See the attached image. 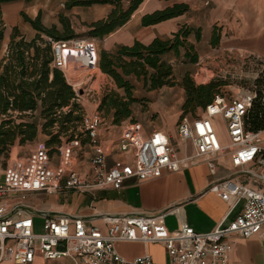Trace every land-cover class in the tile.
<instances>
[{"label": "built area", "instance_id": "built-area-1", "mask_svg": "<svg viewBox=\"0 0 264 264\" xmlns=\"http://www.w3.org/2000/svg\"><path fill=\"white\" fill-rule=\"evenodd\" d=\"M52 48V66L61 70L67 80L74 66L86 70L90 77L98 71L95 38L57 41ZM72 88L75 102L84 94L92 98L96 107L82 113L78 126L79 132L94 147V153L88 159L89 175L86 177L79 170H71L62 183H57L55 176L42 171L32 178L30 184L21 178L13 183L0 181V263L31 264L35 256H40L45 260L69 258L73 264H156L147 251L126 258L117 250L120 243L138 242L144 246L163 245L168 264H229L231 240L249 238L264 225V130L246 131L244 127V117L252 102L256 98L263 99L258 89L231 95L217 92L201 115L183 116L177 125V134L191 142V155L177 156L169 136L161 130H154L138 146L129 139H120L116 148L122 153H132L133 162L128 164L119 160L109 167L98 139L99 129L106 125L105 117L97 110L102 94L89 87L83 90L76 86ZM79 90L83 94H79ZM67 110L63 108V112ZM214 117L221 118L224 123L229 138L226 145L217 134ZM220 156L229 158L236 172L241 173V181L235 183L227 178L218 186H231V193L238 199L244 197L245 201L241 213L233 220L227 224L219 222L207 232H196L185 222L176 230H168L166 213L176 212L178 208L151 214L103 213L100 217L107 225L105 232L87 225L80 216H53L41 212V230L35 231L32 212L25 203L31 192H87L106 186L120 189L128 179L144 181L161 169L177 171L199 161L206 162L210 172L215 174V160ZM76 157L73 153L72 160L75 161ZM245 166L249 168L245 169ZM12 194L18 201L6 208L1 202Z\"/></svg>", "mask_w": 264, "mask_h": 264}, {"label": "crops", "instance_id": "crops-1", "mask_svg": "<svg viewBox=\"0 0 264 264\" xmlns=\"http://www.w3.org/2000/svg\"><path fill=\"white\" fill-rule=\"evenodd\" d=\"M14 2L18 3L19 7L25 3L21 0ZM176 3L187 4L188 10L152 25H142L141 18L144 14ZM182 26L192 28L187 41L193 45L198 61L187 63L190 67H182L173 53L166 54L165 59L174 67L173 73L175 69L178 72L177 82L187 72L191 75L196 71L194 74L197 75L202 69L199 67L201 62L219 55L232 53L264 59V0H143L125 24L102 39L101 47L111 51L118 45L131 44L134 40L148 43L155 37L164 39L177 32ZM197 31L199 39L196 38ZM212 37L218 39L217 44L210 43ZM98 71L104 77L108 88L115 89L112 79L99 69ZM174 85L168 88L172 89ZM98 87L99 91L100 85ZM164 99L159 101L161 105H164ZM183 101L184 89L180 85V97L171 108L181 107ZM87 108L89 110L86 112H90L96 107L90 105ZM110 120L109 117V125L101 127L98 132L100 149L105 154L109 167L119 160H125L128 164L133 162L132 153H122L116 148L120 139H129L138 146L154 130H161L169 136L177 156L183 157L193 153L191 142L179 138L177 128L165 131L155 126L146 130L139 121L132 122L126 119L117 129L118 125L112 124ZM216 131L221 142L224 145L228 144L226 130H218L216 125ZM42 136L39 130L36 147L23 165L20 167L8 165L0 168L1 182L13 183L21 178L26 184H30L32 178L42 171L55 176L57 183H62L71 170H79L88 177L90 172L88 159L94 153V147L88 138L64 143L54 154L47 153L45 140L39 139ZM73 153L77 155L75 161L72 160ZM215 166V174L210 172L204 161L189 164L177 171L161 169L144 181L128 179L120 189L106 186L87 192L76 190H60L55 193L31 192L26 197L25 203L32 212L35 231L41 230V212L53 216L61 214L80 216L85 219L87 225L95 226L105 232L107 225L100 217L103 213L151 214L178 208L176 212L166 213L165 225L168 230H176L182 222H185L196 232H207L219 222L227 224L233 220L241 213L245 201L244 197L238 199L231 193V186L226 188L218 186L219 182L227 178H231L235 183L241 181V173L236 172L229 158L222 156L216 158ZM244 168L247 169L249 166ZM16 201H18L17 196L12 194L5 197L1 204L9 208ZM117 250L126 258H133L147 251L156 264H168L166 249L161 244L144 246L138 242L120 243L117 245ZM229 251V264H264V225L249 238L232 239ZM31 264H73V262L69 258L45 260L35 256Z\"/></svg>", "mask_w": 264, "mask_h": 264}, {"label": "trees", "instance_id": "trees-1", "mask_svg": "<svg viewBox=\"0 0 264 264\" xmlns=\"http://www.w3.org/2000/svg\"><path fill=\"white\" fill-rule=\"evenodd\" d=\"M14 1L18 0H0V39L4 36L5 27L2 6ZM142 1L128 0L124 6L123 0H65V6L69 9L95 3L113 5L105 17L89 24L88 34L103 38L125 24ZM187 10V4L176 3L144 14L141 23L152 25ZM20 15L35 34L27 38L17 26H13L5 55L0 59V155L9 151L16 142L21 145L34 141L39 130L49 136L44 146L47 153H52L54 145L59 147L83 136L76 130L82 108L73 100L75 92L62 71L52 66L53 43L78 37H74L70 22L64 16L59 18L60 27L55 24L48 27L41 22L40 12L35 17L23 11ZM191 30L189 26H182L164 39L155 37L148 43L134 40L111 51L98 50V68L112 79L116 88L104 90L97 110L109 116L112 124L118 125L126 119L133 122L132 105L138 101L133 95L136 83H141V88L146 91L174 85L173 66L165 59L166 54L173 53L184 63L198 61L193 45L187 41ZM196 38L199 39L198 31ZM217 42L216 37L210 40L212 45ZM222 84L219 80L196 83L189 72L185 73L180 80L184 89L181 118L194 113L197 108L204 109ZM262 98H256L246 112V131L264 130V96ZM63 108L68 110L63 112ZM55 123L58 124L57 132L51 130ZM62 134L67 139L63 140Z\"/></svg>", "mask_w": 264, "mask_h": 264}, {"label": "rangeland", "instance_id": "rangeland-1", "mask_svg": "<svg viewBox=\"0 0 264 264\" xmlns=\"http://www.w3.org/2000/svg\"><path fill=\"white\" fill-rule=\"evenodd\" d=\"M45 1L46 0H31L29 2L23 3L21 7H19L18 3L15 2L3 4L2 12L5 27L4 36L2 39H0V59L5 55L7 43L9 41V36L13 26H17L20 32L27 38H31L35 34V31L32 29V27L23 21L20 15L21 11L25 12L30 17H35L37 13L40 12L41 22L48 27L53 24L60 27L61 25L59 18L60 16H64L70 22L74 37L95 38L88 34L89 24L92 21L105 17L113 8V5L110 4L95 3L89 6H74L68 9L65 6V0ZM122 4L124 6L127 5L128 0H123ZM103 38H95L98 45V50L102 49L101 46ZM73 51L76 52V50ZM177 61L182 67H190L187 62L184 63L179 59ZM208 61L205 60L200 63L199 67L202 69L198 71L199 73L196 75V77L194 76L196 71L190 75L194 82L205 83L212 80H219L223 84L219 87L217 92L231 95L238 92L242 93L248 90L258 89L260 95L262 97L264 96V86L262 85L264 84V59H258L248 55L238 56L229 53L225 55H219L216 58H212ZM70 74H68V80L66 79L67 82L71 86L80 87V90L89 87L97 91L99 88L98 86L100 85L99 91L102 92L101 94H103L104 90L108 89V85L104 77L100 75L99 71L90 77L86 70L81 69L78 66H74ZM201 74L204 76L202 77ZM177 78L178 72L175 69L173 75L175 84L174 87L172 89H169L168 86L167 88L161 87L155 89L153 93H149L148 91L141 88V83H136L137 87L135 88L133 95L138 99V101L132 105V119L139 121L146 130L155 126L160 127V129L165 131L171 128L176 130L177 125L181 120V107L176 106L172 109L171 106L176 103L180 97V81L177 82ZM79 94H83V92ZM162 98H165L164 105H161L159 102L162 100ZM77 103L81 106L82 113L86 112V110H89V108H87L88 106H95V104L92 102V98L84 94L80 96ZM202 113L203 109L197 108L194 113L190 112V114L188 113L185 116L194 117V115H201ZM103 116L106 120L105 126H108L109 116L105 114H103ZM213 120L217 125V129L224 131L225 127L223 121L221 119L217 120V118H214ZM121 123L118 124L117 129H119ZM51 130L53 132H57L58 124L55 123ZM69 132L70 131L67 133ZM41 134L43 136L39 138L40 140L46 141L49 138L47 134L43 132H41ZM62 138L63 140L67 139L65 135H63ZM78 138L83 139L84 136ZM37 141L38 139L21 145L16 142L13 146H11L9 151L0 155V168L2 169L8 165H14L18 167L23 165L27 161L32 150H34L36 147ZM57 147L58 145L56 144L52 148L54 150V154L57 152ZM0 264L13 263L4 261Z\"/></svg>", "mask_w": 264, "mask_h": 264}, {"label": "water", "instance_id": "water-1", "mask_svg": "<svg viewBox=\"0 0 264 264\" xmlns=\"http://www.w3.org/2000/svg\"><path fill=\"white\" fill-rule=\"evenodd\" d=\"M79 93H81V91H79Z\"/></svg>", "mask_w": 264, "mask_h": 264}, {"label": "bare ground", "instance_id": "bare-ground-1", "mask_svg": "<svg viewBox=\"0 0 264 264\" xmlns=\"http://www.w3.org/2000/svg\"><path fill=\"white\" fill-rule=\"evenodd\" d=\"M68 52V50H66Z\"/></svg>", "mask_w": 264, "mask_h": 264}]
</instances>
